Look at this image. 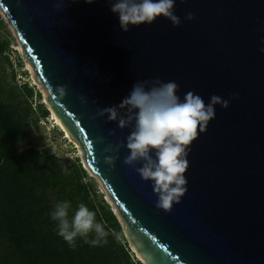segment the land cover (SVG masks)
<instances>
[{
    "label": "water",
    "instance_id": "95a60500",
    "mask_svg": "<svg viewBox=\"0 0 264 264\" xmlns=\"http://www.w3.org/2000/svg\"><path fill=\"white\" fill-rule=\"evenodd\" d=\"M54 3L0 0V7L144 264H264V0H176L179 26L160 16L128 32L105 0L62 10ZM189 12L195 19H185ZM156 78L178 83L181 100L192 91L205 103L214 94L230 101L215 106L190 146L188 190L171 212L156 208L153 182L123 163L131 127L96 116L120 104L137 80ZM120 141L113 167L105 157L117 153L103 149Z\"/></svg>",
    "mask_w": 264,
    "mask_h": 264
},
{
    "label": "trees",
    "instance_id": "16d2710c",
    "mask_svg": "<svg viewBox=\"0 0 264 264\" xmlns=\"http://www.w3.org/2000/svg\"><path fill=\"white\" fill-rule=\"evenodd\" d=\"M6 47L0 44V51ZM23 88L26 101L0 84V264H144L132 257L116 214L94 198L78 159L67 173L59 158L21 147L34 97L32 88ZM65 201L70 220L81 203L94 211L109 233L105 240L93 246L77 237L75 247L70 246L51 215ZM93 238L94 233L88 237Z\"/></svg>",
    "mask_w": 264,
    "mask_h": 264
},
{
    "label": "clouds",
    "instance_id": "9594fccd",
    "mask_svg": "<svg viewBox=\"0 0 264 264\" xmlns=\"http://www.w3.org/2000/svg\"><path fill=\"white\" fill-rule=\"evenodd\" d=\"M79 0H55L54 7L62 10L66 3ZM92 4L96 0H84ZM110 11L118 15L119 26L123 32L130 30V25L152 24L160 16L169 19L174 26L181 24V18L175 14L176 0H105ZM187 20L195 19V13L189 12ZM264 51V49H261ZM180 85L175 81L164 82L159 78L137 80L130 94L118 105L101 108L96 116L108 121H117L118 127H131L127 136L126 147L130 154L123 163L136 168L143 180L152 181L158 196L156 208L171 212L174 203H179L186 194L188 180L185 173L190 166L188 154L190 146L201 132H206L209 122L216 116V105L227 109L230 101L219 95H212L209 103L202 96L189 91L183 100L177 94ZM60 97L67 94V85L56 88ZM238 96V93H234ZM81 99L86 103L84 97ZM125 110L123 113L121 110ZM95 118V117H94ZM115 129L110 131L115 135ZM104 137H98L96 143L103 144ZM125 142L108 144L103 149L108 155L105 162L115 166L119 151ZM139 164V167L136 165ZM69 202L57 204L52 212V219L58 222V234L75 247L77 237L85 243L99 245L108 236L103 223L96 221V213L81 203L74 217L69 219ZM94 233L95 238L88 239Z\"/></svg>",
    "mask_w": 264,
    "mask_h": 264
},
{
    "label": "rangeland",
    "instance_id": "374dc122",
    "mask_svg": "<svg viewBox=\"0 0 264 264\" xmlns=\"http://www.w3.org/2000/svg\"><path fill=\"white\" fill-rule=\"evenodd\" d=\"M16 32L0 7V44L7 46L4 52L0 51V84L2 89L8 93L18 94L21 101H26L24 94L26 89L23 88L26 84L34 91L33 113L29 119L27 136L22 141L21 147H36L45 155L59 158L64 163L67 173L73 172L72 165L78 159L87 173L85 181L92 185L95 190L94 198L98 202L101 201L106 204L116 214L123 228L124 240L127 242L132 257L141 260L128 239L125 223L119 215L103 180L85 163L82 152L80 153L79 143L74 138V142L67 138L66 133H63L52 122V109L47 99L45 100V96L48 97V91L39 82L36 74V80L34 79L32 70L27 64L29 60L24 49L19 48L22 44H20V38Z\"/></svg>",
    "mask_w": 264,
    "mask_h": 264
},
{
    "label": "bare ground",
    "instance_id": "6f19581e",
    "mask_svg": "<svg viewBox=\"0 0 264 264\" xmlns=\"http://www.w3.org/2000/svg\"><path fill=\"white\" fill-rule=\"evenodd\" d=\"M4 12V11H3ZM5 13V12H4ZM5 15L7 16V14L5 13ZM7 19H9V21L11 22L10 18L7 16ZM12 24V22H11ZM12 26L14 27V25L12 24ZM15 29V27H14ZM16 31V29H15ZM17 33V32H16ZM18 35V34H17ZM21 42V41H20ZM21 44V43H20ZM21 50H23V47L22 45H20L19 47ZM29 68H31L32 70V74L33 76L35 77L34 79L36 80V76H35V70L33 69V66L31 65L30 61L29 63H27ZM41 86V85H40ZM42 87V86H41ZM43 88V87H42ZM48 91V90H47ZM45 93L47 94V92L45 91ZM47 99V95L45 96V100ZM51 119H52V122L54 123L55 126H57L58 128H60V130L63 132V133H66V137L69 138L70 140H73V137L70 135L69 131L65 128L64 124H62V122L60 121V119L58 118V116L54 113V111L52 110V115H51ZM77 144V142H75ZM82 151H80L81 153ZM88 166V165H87ZM99 176V175H98ZM100 177V176H99Z\"/></svg>",
    "mask_w": 264,
    "mask_h": 264
}]
</instances>
